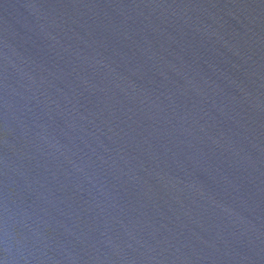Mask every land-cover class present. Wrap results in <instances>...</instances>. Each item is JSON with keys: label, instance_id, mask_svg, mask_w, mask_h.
<instances>
[{"label": "water", "instance_id": "obj_1", "mask_svg": "<svg viewBox=\"0 0 264 264\" xmlns=\"http://www.w3.org/2000/svg\"><path fill=\"white\" fill-rule=\"evenodd\" d=\"M0 264H264V0H0Z\"/></svg>", "mask_w": 264, "mask_h": 264}]
</instances>
